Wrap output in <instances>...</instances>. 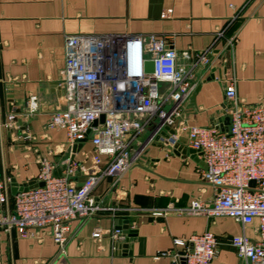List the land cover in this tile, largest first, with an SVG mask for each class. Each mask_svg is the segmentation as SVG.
I'll use <instances>...</instances> for the list:
<instances>
[{"label": "crops", "instance_id": "1", "mask_svg": "<svg viewBox=\"0 0 264 264\" xmlns=\"http://www.w3.org/2000/svg\"><path fill=\"white\" fill-rule=\"evenodd\" d=\"M236 12L234 46L221 52L222 44L217 45L225 61L211 58L210 65L195 66L194 53L206 50ZM112 33L168 38L178 67L191 71L196 81L182 109L188 124L209 126L217 121L221 129L226 117L224 87L214 78L221 70L235 78L238 100L264 105V0H0V177L6 212L14 207L12 180L18 187L34 180L41 156L56 169L63 168L59 162L68 154L66 132L47 127L53 111L64 106L57 82L65 62V36ZM183 51L190 57L182 56ZM31 95L37 97L38 108L25 118ZM12 109L17 118L9 126ZM161 131L159 121L152 120L138 135L132 165L97 186L94 194L113 208L72 220L64 254L49 237L21 238L15 230L0 228V264H171L169 257L155 255L173 248L174 237L206 231L218 242L211 264H243L230 240L242 232L256 239L257 220L243 225L228 216L187 212L193 198L208 200L216 188L201 180L204 166L199 158L177 153L165 140L155 139ZM178 142L186 146L185 134ZM92 148L88 138L74 159L91 155ZM83 179L79 173L73 177L76 184ZM160 209L166 212L151 213ZM115 219L127 220L133 230L131 236L121 232L122 239L117 238H126V250H114L110 232ZM97 227L103 233L94 238Z\"/></svg>", "mask_w": 264, "mask_h": 264}, {"label": "built area", "instance_id": "2", "mask_svg": "<svg viewBox=\"0 0 264 264\" xmlns=\"http://www.w3.org/2000/svg\"><path fill=\"white\" fill-rule=\"evenodd\" d=\"M238 17L236 12L216 31L206 50L194 53L195 66H208L211 58L225 61L221 52L232 48L237 40L232 28ZM168 43V38L155 34L65 36V62L57 82L63 91L64 106L53 111L47 127L66 132L68 156L59 162L63 167H58L59 175L54 174L56 165L41 156L34 180L44 184L17 190L13 210L8 212L1 207L6 196L0 177V228L15 230L21 238L49 237L64 254L72 220H84L113 208L94 190L105 178L118 176L132 165L138 135L156 119L160 126L174 129L169 138H160L167 144L173 146L185 134L186 146L194 149L205 165L200 171L201 180L216 188L208 200L193 198L187 212L228 216L243 225L256 219V239L242 232L230 243L243 264H264V105L238 100L235 78L221 70L214 78L224 87L227 129L221 130L217 121L209 126L188 124L182 118V109L196 81L191 71L178 67L177 53ZM220 43L221 52L217 49ZM182 56L189 58L190 52L183 51ZM146 60L153 61L151 73L144 71ZM37 108V97L29 96L25 118ZM102 114L103 122L92 125ZM16 118L12 109L7 124L14 125ZM25 135L30 138L28 132ZM85 137L91 140V155L84 153L82 160L71 158L72 146ZM78 173L84 175L80 184L73 181ZM165 212L160 209L151 213ZM116 221L110 233L117 251L126 238L120 240L122 230L116 228ZM102 233L97 227L92 236L97 238ZM172 243L173 248L159 251L155 258L169 257L171 264H211L218 252V242L209 231L174 237Z\"/></svg>", "mask_w": 264, "mask_h": 264}, {"label": "water", "instance_id": "3", "mask_svg": "<svg viewBox=\"0 0 264 264\" xmlns=\"http://www.w3.org/2000/svg\"><path fill=\"white\" fill-rule=\"evenodd\" d=\"M143 66H144V71L146 73L153 72L154 64H153V61L152 60H146V61H144ZM213 75L214 74L211 73L210 76L208 77V79H211L213 77ZM54 83H56V82H54ZM61 93H63L62 90H61ZM103 119H104V115L102 114V115H100V117H99L98 120L93 121L92 125H96L98 122H103ZM228 123H229V116H226L224 118V120H223L222 125H221V129L226 130ZM223 125H226V126L224 127ZM163 128H164V131H161L159 133V135L156 136V138H155L156 140H158V139H160L162 137L169 138L170 137V134H174V129L170 128L169 126L163 125ZM88 133H89V130H87V133L86 134H88ZM86 140H87V137L79 140L77 143H75L72 146L71 154H70V157L71 158L74 157V154L81 148L82 143L84 141H86ZM173 148H174L175 152H177V153H184L185 154L186 152H188L193 157H195L196 159H198V156L196 155L194 149L188 148L187 146H184V145H181L179 142L174 143ZM65 156H68V154L65 155ZM200 162L205 167L203 161L200 160ZM54 174L55 175H59L60 174V168L55 169ZM12 184H13L12 191L15 193L17 190H26L28 188H32V187H35V186H42L44 184V182L43 181L36 182L35 180H30L28 182L23 183L21 186L18 187L16 185V183L14 182V180H12ZM116 223H117L116 228L121 229L122 232L123 233H127L128 236H131L132 235L133 230H129L128 229V224H127L128 222H127V220L117 219ZM122 248H123V250H126L128 248L127 241L122 244Z\"/></svg>", "mask_w": 264, "mask_h": 264}]
</instances>
